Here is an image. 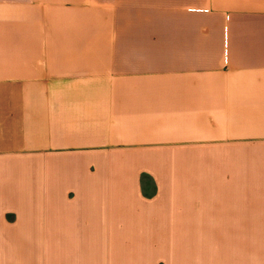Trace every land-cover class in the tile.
<instances>
[{
    "label": "crops",
    "instance_id": "crops-1",
    "mask_svg": "<svg viewBox=\"0 0 264 264\" xmlns=\"http://www.w3.org/2000/svg\"><path fill=\"white\" fill-rule=\"evenodd\" d=\"M0 264H264V0H0Z\"/></svg>",
    "mask_w": 264,
    "mask_h": 264
}]
</instances>
